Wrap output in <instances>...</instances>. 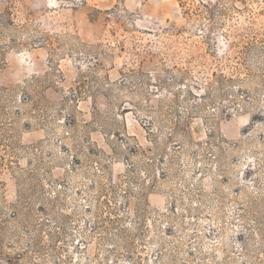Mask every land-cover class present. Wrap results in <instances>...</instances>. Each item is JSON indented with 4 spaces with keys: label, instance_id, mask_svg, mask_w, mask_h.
<instances>
[{
    "label": "rangeland",
    "instance_id": "rangeland-1",
    "mask_svg": "<svg viewBox=\"0 0 264 264\" xmlns=\"http://www.w3.org/2000/svg\"><path fill=\"white\" fill-rule=\"evenodd\" d=\"M0 264H264V0H0Z\"/></svg>",
    "mask_w": 264,
    "mask_h": 264
}]
</instances>
